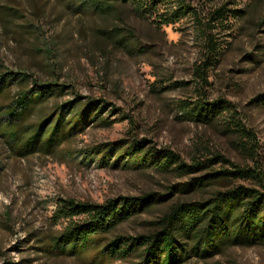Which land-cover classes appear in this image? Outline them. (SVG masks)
I'll return each instance as SVG.
<instances>
[{
	"label": "rangeland",
	"instance_id": "374dc122",
	"mask_svg": "<svg viewBox=\"0 0 264 264\" xmlns=\"http://www.w3.org/2000/svg\"><path fill=\"white\" fill-rule=\"evenodd\" d=\"M186 1L204 23L223 4L250 7L244 17L230 16L225 28L214 29L220 54L207 70L209 83L198 75L207 48L194 16L159 26L125 5L101 13L78 9L69 0H0L16 10L0 12V60L7 67L70 83L80 94L123 110H109L104 116L116 118L113 124H90L57 154L18 157L0 137V264H90L81 256L42 250L67 224L53 217L59 197L103 203L151 194L155 202L149 210L122 223L112 237L162 229V218L178 202L240 184L261 187L258 179L264 183V0ZM123 37L129 48L119 42ZM71 96L53 97L44 106ZM202 96L224 99L231 109L210 122L195 120L185 105L194 106ZM233 110L246 134L234 126ZM134 140L152 148L156 161L174 151L189 165L202 164L182 172L99 158L89 163L86 156L93 147L114 142L127 147ZM221 171L211 183L188 185ZM181 264H264V245L232 246Z\"/></svg>",
	"mask_w": 264,
	"mask_h": 264
},
{
	"label": "trees",
	"instance_id": "16d2710c",
	"mask_svg": "<svg viewBox=\"0 0 264 264\" xmlns=\"http://www.w3.org/2000/svg\"><path fill=\"white\" fill-rule=\"evenodd\" d=\"M69 1L78 9L101 13H113L125 5L137 16L159 26L194 16L206 40V60L198 68L199 77L206 83H209L207 70L217 62L220 54V42L214 29L225 28L230 16L244 17L250 8H230L229 4H223L215 8L209 21L204 23L198 18L195 7L186 0ZM7 11L16 12L12 7L0 5V12ZM125 40L129 38L123 37L119 42L129 48ZM128 42L131 44V40ZM139 48L144 50L142 45ZM67 93L72 94L71 98L56 101L50 108L44 106L51 98ZM199 99L194 106L185 105L190 106L186 114L195 120L210 122L231 109L224 99L210 101L204 96ZM109 110L115 114L123 112L106 99L80 94L70 83L57 79L39 80L31 72L11 69L0 60V137L15 156L57 154L64 143L84 132L90 124H113L116 118L104 116ZM231 116L237 130L245 133L246 128L235 110L231 111ZM87 152H90L86 155L89 163L99 158L102 162L113 160L115 164L119 161L137 166L157 164L162 169L182 172L200 168L202 164L189 165L174 151L156 161L153 149L147 148L142 140H134L127 147L108 143ZM222 173L216 172L214 177L201 178L200 182L188 185H206ZM234 173L225 172L227 175ZM251 177L256 175L251 174ZM258 181L261 187L240 184L217 190L207 198L173 204L162 218V229L138 235L119 233L110 237L122 223L149 210L155 202L151 194L120 196L103 203L59 197L53 217L67 224L59 234L51 236L42 250L56 255L81 256L90 264H119L133 258L139 260L129 264H181L194 255L210 257L232 246L264 245V183Z\"/></svg>",
	"mask_w": 264,
	"mask_h": 264
}]
</instances>
